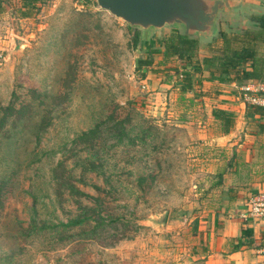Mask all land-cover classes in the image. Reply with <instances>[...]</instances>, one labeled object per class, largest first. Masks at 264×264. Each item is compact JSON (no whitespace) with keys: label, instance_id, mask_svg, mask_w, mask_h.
I'll use <instances>...</instances> for the list:
<instances>
[{"label":"rangeland","instance_id":"rangeland-1","mask_svg":"<svg viewBox=\"0 0 264 264\" xmlns=\"http://www.w3.org/2000/svg\"><path fill=\"white\" fill-rule=\"evenodd\" d=\"M18 9L0 15V264H204L198 229L226 161L202 116L223 128L182 96L181 62L162 64L155 40L171 30L97 0Z\"/></svg>","mask_w":264,"mask_h":264},{"label":"crops","instance_id":"crops-1","mask_svg":"<svg viewBox=\"0 0 264 264\" xmlns=\"http://www.w3.org/2000/svg\"><path fill=\"white\" fill-rule=\"evenodd\" d=\"M22 5V0H11L5 6L6 11L3 14H8L13 8H20ZM253 14L264 15V0L234 1L231 11H221L213 35L199 37L198 61L203 65L205 58L211 55L207 47L219 30L240 32L253 28L254 22L250 20ZM154 78L157 76L154 75ZM246 84L203 81L193 91L181 93L185 97L196 93L197 98L187 102H197L205 107L209 111V119L216 126L222 124L215 118L214 111H228L232 113L234 120L227 133L220 132V129L219 132L216 129L211 132L207 117L205 119L202 116L200 121V134L211 139L214 147L223 153L219 160L226 161L219 163L223 169L226 168L222 170L225 174L223 192L219 195L221 202L214 208L213 219L201 222L198 229L200 247L195 251L198 258L205 260L204 264H264V219L243 221L249 198L264 190V114L248 112L241 90ZM163 85L159 92L150 94V97L162 96ZM152 86L146 84L144 87L154 91ZM261 106L264 107V102Z\"/></svg>","mask_w":264,"mask_h":264},{"label":"trees","instance_id":"trees-1","mask_svg":"<svg viewBox=\"0 0 264 264\" xmlns=\"http://www.w3.org/2000/svg\"><path fill=\"white\" fill-rule=\"evenodd\" d=\"M39 1L41 0H22L23 5L18 9L20 16L28 18ZM10 2L11 0H0V15L6 11L5 6ZM250 20L254 22L253 28L240 32L219 30L207 47L211 55L205 58L203 65L198 61L199 37H191L180 29H173L164 39L155 40L158 53L163 58L162 64L172 59L181 62L182 71L178 69L171 71L181 77L179 88L182 93L193 91L195 86L203 81L235 82L237 85L248 82L264 84V15L253 14ZM138 32L136 31L134 37L136 44L141 39ZM153 66L154 62L151 58L138 61L139 68L147 69ZM247 110L250 113L264 114V107L259 105L247 104ZM214 116L221 121L223 132L227 133L233 126L232 113L217 110L214 111ZM37 136L39 138L40 135ZM2 193L0 189L1 196Z\"/></svg>","mask_w":264,"mask_h":264},{"label":"water","instance_id":"water-1","mask_svg":"<svg viewBox=\"0 0 264 264\" xmlns=\"http://www.w3.org/2000/svg\"><path fill=\"white\" fill-rule=\"evenodd\" d=\"M239 0H97L98 6L145 32L166 28L191 37H210L221 11H231ZM162 217L160 223H165Z\"/></svg>","mask_w":264,"mask_h":264},{"label":"built area","instance_id":"built-area-1","mask_svg":"<svg viewBox=\"0 0 264 264\" xmlns=\"http://www.w3.org/2000/svg\"><path fill=\"white\" fill-rule=\"evenodd\" d=\"M247 104L261 106L264 102V84L250 82L242 87ZM264 219V190L253 194L247 202L243 221Z\"/></svg>","mask_w":264,"mask_h":264}]
</instances>
